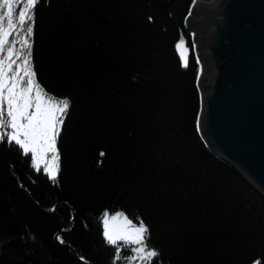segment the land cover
<instances>
[{"label": "trees", "instance_id": "16d2710c", "mask_svg": "<svg viewBox=\"0 0 264 264\" xmlns=\"http://www.w3.org/2000/svg\"><path fill=\"white\" fill-rule=\"evenodd\" d=\"M194 3L38 0L29 12L34 81L71 105L54 179L0 141V264H124V244L104 239L105 210L149 226L159 255L148 264L264 260V198L198 130Z\"/></svg>", "mask_w": 264, "mask_h": 264}, {"label": "water", "instance_id": "95a60500", "mask_svg": "<svg viewBox=\"0 0 264 264\" xmlns=\"http://www.w3.org/2000/svg\"><path fill=\"white\" fill-rule=\"evenodd\" d=\"M192 14L186 26L203 48L199 133L264 198V0H211ZM176 51L187 68L185 43Z\"/></svg>", "mask_w": 264, "mask_h": 264}, {"label": "snow or ice", "instance_id": "6c2138e0", "mask_svg": "<svg viewBox=\"0 0 264 264\" xmlns=\"http://www.w3.org/2000/svg\"><path fill=\"white\" fill-rule=\"evenodd\" d=\"M20 3L25 7L19 8L17 20L15 16L17 10L13 8V4ZM37 3L38 0H0V141L7 136L9 143L14 141L25 153L31 152L33 165L39 167L43 163L49 177L54 179V173L59 170L58 125L64 123L63 117L70 109L71 102L68 98L58 102L52 98L45 99L38 90V85L32 80L35 73L29 67L32 49L28 37L33 34L31 20L34 17H30L28 13ZM17 29L24 31L19 52L15 51L16 41L9 40ZM9 44L12 46L7 48L6 60L4 53L6 45ZM25 50L27 55L24 54ZM6 128L11 131L7 132ZM49 153L50 160L47 159ZM102 223L105 241L109 245H116L118 241L123 242L130 251L131 254L124 258L127 264H136L137 261L143 264L144 260L159 255L155 248L148 247L146 234L150 232V228L142 220L137 225L123 212L117 211L110 216L105 210L102 214ZM119 258L120 248H117L116 259ZM248 264H264V260L252 258Z\"/></svg>", "mask_w": 264, "mask_h": 264}, {"label": "rangeland", "instance_id": "374dc122", "mask_svg": "<svg viewBox=\"0 0 264 264\" xmlns=\"http://www.w3.org/2000/svg\"><path fill=\"white\" fill-rule=\"evenodd\" d=\"M211 0H195V3H194V8H192L193 9V11H194V14H192L191 16H190V21L191 22H193L194 20H196L197 18H198V15L197 14H195L198 10H199V8H200V6L202 5V4H208L209 2H210ZM23 7H25V5L23 4V3H20L19 4V6H18V8L16 7V4H13V8L14 9H16L17 11L15 12V16L17 17V20H18V16H19V8H23ZM5 11H6V9H4ZM28 15H29V13H28ZM5 26H6V22H5ZM194 34V33H193ZM23 39H24V31H21V30H19V29H17L16 31H14L13 33H12V35L9 37V40H15L16 41V44H15V51H21V44H22V42H23ZM28 42H29V39H28ZM195 45H196V50H197V53H198V55H199V52L200 53H203V48H201V46L199 45H197V43L195 42ZM12 45L11 44H9V45H6V48H5V53H4V57H5V59L7 60V55H8V53H7V48L8 47H11ZM24 54L25 55H27V52H26V50H25V52H24ZM20 63L22 64V60L20 61ZM14 67H15V65H14ZM29 67L31 68V70H32V67H31V63H30V61H29ZM32 80H33V82H34V84L35 85H37L36 83H35V81H34V77L32 76ZM38 90L40 91V93H41V95H43L44 97H45V99H49V98H52V99H54L55 101H60L61 99H57V98H53V97H51V96H49V95H47L46 93H44L39 87H38ZM35 94V92L33 93V95ZM4 111H5V122H6V124H7V107H6V105H5V109H4ZM59 126V125H58ZM6 131L7 132H10L11 131V129H7L6 128ZM7 137V136H6ZM14 142V141H13ZM30 155H31V158H32V153L31 152H28ZM47 159H51V153H49L48 155H47ZM39 167H41V168H43L44 169V165H43V163H41L40 165H39ZM45 170V169H44ZM56 174V172L54 173V175ZM110 215V214H109ZM111 216V215H110ZM101 220H102V217H101ZM134 224H137L138 225V223H134ZM102 227H103V223H102ZM120 241H118L117 243H119ZM121 243H123V242H121ZM123 248H125L126 250H128V248H126L124 245L122 246ZM129 251V250H128ZM131 253H130V251H129V255H130ZM148 261H149V259H146V260H144L143 261V264H148ZM124 264H127V262H125ZM136 264H140V262L139 261H137L136 262Z\"/></svg>", "mask_w": 264, "mask_h": 264}]
</instances>
